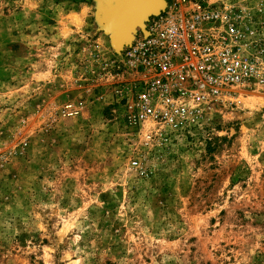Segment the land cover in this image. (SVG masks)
<instances>
[{
	"label": "rangeland",
	"instance_id": "rangeland-1",
	"mask_svg": "<svg viewBox=\"0 0 264 264\" xmlns=\"http://www.w3.org/2000/svg\"><path fill=\"white\" fill-rule=\"evenodd\" d=\"M228 1L264 65V0ZM111 35L102 0H0V264H264V85L149 139Z\"/></svg>",
	"mask_w": 264,
	"mask_h": 264
},
{
	"label": "built area",
	"instance_id": "built-area-1",
	"mask_svg": "<svg viewBox=\"0 0 264 264\" xmlns=\"http://www.w3.org/2000/svg\"><path fill=\"white\" fill-rule=\"evenodd\" d=\"M245 15L228 0H170L151 15L114 63L126 119L148 124L149 139L182 133L237 89L264 85L263 62L246 53L255 30Z\"/></svg>",
	"mask_w": 264,
	"mask_h": 264
},
{
	"label": "water",
	"instance_id": "water-1",
	"mask_svg": "<svg viewBox=\"0 0 264 264\" xmlns=\"http://www.w3.org/2000/svg\"><path fill=\"white\" fill-rule=\"evenodd\" d=\"M164 0H102L104 18L117 52L131 45L138 30L146 32L145 23L163 9Z\"/></svg>",
	"mask_w": 264,
	"mask_h": 264
},
{
	"label": "bare ground",
	"instance_id": "bare-ground-1",
	"mask_svg": "<svg viewBox=\"0 0 264 264\" xmlns=\"http://www.w3.org/2000/svg\"><path fill=\"white\" fill-rule=\"evenodd\" d=\"M164 1H165V0H164ZM168 3H170V0H166L165 2H163V6L165 5L164 8L167 6ZM164 8H163V9H164ZM163 9H160L156 14H159L160 11H162ZM237 90H239V89H237Z\"/></svg>",
	"mask_w": 264,
	"mask_h": 264
}]
</instances>
